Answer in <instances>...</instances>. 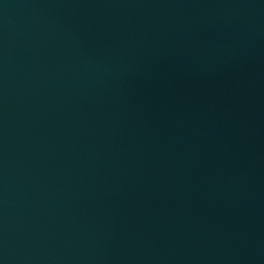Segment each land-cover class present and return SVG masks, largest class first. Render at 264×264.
I'll use <instances>...</instances> for the list:
<instances>
[{"label": "water", "instance_id": "1", "mask_svg": "<svg viewBox=\"0 0 264 264\" xmlns=\"http://www.w3.org/2000/svg\"><path fill=\"white\" fill-rule=\"evenodd\" d=\"M0 264H264V0H0Z\"/></svg>", "mask_w": 264, "mask_h": 264}]
</instances>
